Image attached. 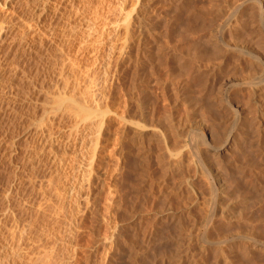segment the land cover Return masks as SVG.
Instances as JSON below:
<instances>
[{"label": "rangeland", "instance_id": "obj_1", "mask_svg": "<svg viewBox=\"0 0 264 264\" xmlns=\"http://www.w3.org/2000/svg\"><path fill=\"white\" fill-rule=\"evenodd\" d=\"M260 2L0 0V22L9 28L0 32V63H11L0 79V264H264ZM218 41L230 45L222 47L228 58L202 60ZM228 134L232 148L215 152Z\"/></svg>", "mask_w": 264, "mask_h": 264}, {"label": "bare ground", "instance_id": "obj_2", "mask_svg": "<svg viewBox=\"0 0 264 264\" xmlns=\"http://www.w3.org/2000/svg\"><path fill=\"white\" fill-rule=\"evenodd\" d=\"M211 1H212V0H211ZM225 1H226V0H225ZM214 2H215V1H214ZM221 2H222V1H221ZM228 2H229V1H228ZM228 2H227V3H228ZM237 2H238V1H237ZM219 3H220V2H219ZM219 3H217V4H219ZM145 4H146V3H145ZM147 4H149V3H147ZM150 4H151V3H150ZM222 4H223V3H222ZM222 4H221V5H222ZM231 4H232V3H231ZM233 4H234V3H233ZM235 4H237V3H235ZM188 5H189V4H188ZM223 5H224V4H223ZM228 5H229V4H228ZM243 5H244V4H243ZM150 6H152V5H150ZM154 6H155V5H154ZM189 6H190V5H189ZM230 6H231V5H230ZM232 6H234V5H232ZM248 6H249V5H248ZM142 7H143V6H142ZM216 7H217V5H216ZM218 7H219V6H218ZM148 8H149V7H148ZM190 8H191V7H190ZM225 8H226V7H225ZM230 8H231V7H230ZM242 8H243V7H242ZM257 8H259V7H257ZM260 8H261L262 10L264 9V5L262 4V2H260ZM145 9H146V8H145ZM150 9H151V8H150ZM255 9H256V8H255ZM12 10H13V9H12ZM181 10H182V9H181ZM193 10H194V9H193ZM217 10H218V9H217ZM226 10H227V9H226ZM244 10H245V9H244ZM246 10H247V9H246ZM214 11H216V10L214 9ZM220 11H222V10H220ZM220 11H219V12H220ZM241 11H242V10H241ZM250 11L253 12V9H250ZM263 11H264V10H263ZM141 12H142V11H141ZM217 12H218V11H216L215 13H217ZM211 13H212V12H211ZM239 13H240V11H239ZM218 14H219V13H218ZM220 14H221V13H220ZM220 14H219V15H220ZM241 14H242V13H241ZM245 14H246V12H245ZM248 14H249V13H248ZM257 14H258V13H257ZM199 15H200V14H199ZM213 15H214V14H213ZM221 15H222V14H221ZM253 15H254V13H253ZM253 15H252V16H253ZM224 16H225V15H224ZM238 16H239V14H238ZM148 17H149V16H148ZM157 17H158V16H157ZM199 17H200V16H199ZM221 17L223 18V16H221ZM235 17H236V15H235ZM243 17H244V16H243ZM248 17H249V16H248ZM250 17H251V16H250ZM150 18H151V17H150ZM237 18H238V17H237ZM245 18H246V17H245ZM245 18H244V19H245ZM255 18H256V16H255ZM170 19H171V18H170ZM252 19H254V18H252ZM138 20H139V19H138ZM138 20H137V21H138ZM177 20H179V19H176V22H177ZM197 20H198V19H197ZM240 20H241V19H240ZM247 20H248V19H247ZM247 20H246V21H247ZM254 20H255V19H254ZM257 20H258V19H257ZM230 21H231V20H230ZM166 22H167V21H166ZM242 22H243V21H242ZM252 22H253V21H252ZM254 22H255V21H254ZM254 22H253V23H254ZM256 22H257V21H256ZM2 23H3V22H0V32H1V31H3V32L5 31V32H6V31H7L6 28H8V27H7V26H3ZM247 23H248V22H247ZM248 24H249V23H248ZM137 25H138V24H137ZM171 25H172V24H171ZM228 25H229V27H230V24H229V23H228ZM233 25H234V24H233ZM246 25H247V24H246ZM185 26H186V25H185ZM185 26H184V27H185ZM188 26H189V25H188ZM165 27H166V26H165ZM171 27H172V26H171ZM171 27H169V29H170ZM190 27H191V26H190ZM229 27H228V29H229ZM231 27H232V26H231ZM231 27H230V28H231ZM243 27H245L244 24H243ZM173 28H174V27H173ZM188 28H189V27H188ZM240 28H241V27H240ZM8 29H9V28H8ZM133 29H134V28H133ZM224 30H225V29H224ZM235 30H236V29H235ZM239 30H240V29H239ZM242 30H243V29H242ZM133 31H134V30H133ZM171 31H172V30H171ZM186 31H189V30H186ZM168 32H169V31H168ZM177 32H178V31H177ZM182 32H183V31H182ZM230 32H231V30H230ZM237 32H239V31H237ZM134 33H135V32H134ZM170 33H171V32H170ZM173 33H174V32H173ZM179 33H180V32H179ZM3 34H5V33H3ZM176 34H177V33H176ZM223 34H224V33H223ZM239 34H240V33H239ZM170 35H172V34H170ZM170 35H169V36H170ZM196 35H197V34H196ZM215 35H216V34H215ZM234 35H235V34H234ZM236 35H237V34H236ZM3 36H4V35H3ZM176 36H177V35H176ZM182 36H183V35H182ZM213 36H214V35H213ZM213 36H211V37H213ZM227 36H228V35H227ZM238 36H239V35H238ZM5 37L7 38L6 34H5L4 38H5ZM171 37H172V36H171ZM191 37H192V36H191ZM209 37H210V36H209ZM211 37H210V38H211ZM235 37H236V36H235ZM243 37H244V36H243ZM167 38H168V36H167ZM167 38H166V39H167ZM173 38H174V37H173ZM204 38H205V37H204ZM210 38H209V39H210ZM223 38H224V37H223ZM241 38H242V37H241ZM176 39H177V38H176ZM199 39H200V38H199ZM209 39H207V40L209 41ZM213 39H214V37H213ZM213 39H212V41H213ZM167 40H168V39H167ZM197 40H198V39H197ZM201 40H203V39H201ZM214 40H215V39H214ZM261 40H262V39H261ZM170 41H171V40H170ZM181 41H182V40H181ZM210 41H211V40H210ZM210 41H209V42H210ZM225 41H226V40H225ZM237 41H238V40H237ZM239 41H240V40H239ZM197 42H198V44L200 43L199 41H197ZM201 42H202V41H201ZM214 42H215V41H214ZM240 42H241V41H240ZM243 42H244V41H243ZM151 43H152V42H151ZM175 43H176V42H175ZM195 43H196V42H195ZM195 43H194V44H195ZM202 43H203V42H202ZM205 43H206V41H205ZM207 43H208V42H207ZM254 43H255V42H254ZM132 44H133V43H132ZM170 44H171V43H170ZM211 44H212V43H211ZM237 44H238V43H237ZM240 44H241V43H240ZM242 44H243V43H242ZM245 44H246V43H245ZM152 45H153V44H152ZM189 45H190V44H189ZM196 45H197V44H196ZM208 45H209V44H208ZM208 45H206L207 48H208ZM232 45H233V44H232ZM234 45H236V44H234ZM246 45H247V44H246ZM129 46H130V45H129ZM146 46H147V45H146ZM174 46H175V45H174ZM174 46H172V47H174ZM180 46H181V45H180ZM180 46H179V47H180ZM197 46H199V45H197ZM200 46H201V45H200ZM203 46H204V45H203ZM209 46H210V45H209ZM236 46H237V45H236ZM250 46H251V44H250ZM250 46H249V47H250ZM130 47H131V46H130ZM165 47H166V46H165ZM175 47H177V46H175ZM179 47H178V48H179ZM185 47H187V50H188V46H185ZM192 47H193V44H192ZM201 47H202V46H201ZM206 47H205V48H206ZM222 47L228 49V48L230 47V45L228 44V42L225 43L224 41H222V42H219V41H218V42L214 43V47H213V48L215 49V51H214V49H213V54H212V53H211V54L208 53V56H207V57H204V58H201V59L204 60V61L206 60V61H208L209 63H211V62H216V61H217V62H218V61H221V62H222V61H225V60L228 58V55H226V54H227V53H226L227 50L224 49V50H225V53H224V51H222ZM240 47H243V46H240ZM253 47H254V46H253ZM133 48H134V47H133ZM145 48H146V47H145ZM145 48H144V49H145ZM161 48H162V47H161ZM178 48H176V49H178ZM182 48H183V47H182ZM194 48H196V46H195ZM197 48H198V47H197ZM202 48L204 49V47H202ZM207 48H206V49H207ZM209 48L212 49V47H209ZM13 49H14V48H13ZM189 49H190V46H189ZM211 49H210V50H211ZM245 49H246V48H245ZM168 50H169V49H168ZM184 50H185V49H184ZM204 50H205V49H204ZM254 50H255V49H254ZM130 51H131V50H130ZM171 51H172V49H171ZM173 51H174V50H173ZM176 51H178V50H176ZM181 51H182V49H181ZM189 51H190V50H189ZM194 51H196V50H194ZM206 51H207V50H206ZM208 51H209V50H208ZM250 51H251V50H250ZM138 52H139V49H138ZM146 52H147V51H146ZM179 52H180V51H179ZM182 52H183V54H184V51H182ZM185 52L187 53L186 50H185ZM199 52H200V51H199ZM210 52H211V51H210ZM135 53H136V52H135ZM159 53H160V52H159ZM192 53H193V52H192ZM196 53H197V52H196ZM196 53H193V54H196ZM204 53H205V52H204ZM128 54H129V53H128ZM147 54H148V53H147ZM147 54H146V55H147ZM149 54H150V53H149ZM154 54H155V53H154ZM183 54L181 53V55H183ZM189 54H191V52H190ZM200 54H201V53H200ZM206 54H207V53H206ZM206 54H205V55H206ZM256 54H257V53H256ZM1 55H3V54H1ZM6 55H8V54H6ZM6 55H5V56H6ZM162 55H163V54H162ZM164 55H165V54H164ZM174 55H175V54H174ZM181 55H179V56H181ZM230 55H231V54H230ZM230 55H229V56H230ZM234 55H235V54H234ZM5 56H3L2 59H3ZM130 56H131V55H130ZM134 56H135V55H134ZM134 56H133V57H134ZM136 56H137V55H136ZM149 56H150V55H149ZM193 56H194V55H193ZM196 56H197V55H196ZM198 56H199V54H198ZM203 56H204V55H203ZM240 56H241V55H240ZM244 56H245V55H244ZM261 56H262V55H261ZM11 57H12V56H11ZM35 57H36V56H35ZM145 57H146V56H145ZM175 57H176V56H175ZM182 57H184V56H182ZM182 57H181V59H182ZM190 57H191V55H190ZM199 57H201V56H199ZM234 57H235V56H234ZM237 57H238V56H237ZM131 58H132V57H131ZM164 58H165V57H164ZM184 58H185V57H184ZM195 58H196V57H195ZM197 58H198V57H197ZM197 58H196V59H197ZM262 58H263V57H262ZM0 59H1V58H0ZM7 59L9 60V57H8ZM11 59H13V57H12ZM153 59H154V58H153ZM159 59H160V58H159ZM224 59H225V60H224ZM263 59H264V58H263ZM4 60H5V59H4ZM4 60H3V62H4ZM119 60H120V59H119ZM162 60H163V59H162ZM164 60H165V59H164ZM187 60H188V59H187ZM193 60H194V59H193ZM198 60H199V58H198ZM6 61H7V60H6ZM6 61H5V62H6ZM9 61L11 62L12 60H9ZM122 61H123V60H122ZM125 61H126V60H125ZM143 61L145 62V60H143ZM171 61H172V60H171ZM204 61H203V62H204ZM240 61H241V60H240ZM0 62H1V61H0ZM7 62H8V61H7ZM7 62H6V63H7ZM129 62H130V61H129ZM133 62H134V61H133ZM179 62H180V64L183 63V61H182V62L179 61ZM184 62H185V60H184ZM188 62H189V61H188ZM193 62H194V61H193ZM195 62H196V60H195ZM208 62H207L206 64H208ZM217 62H216V63H217ZM221 62H220V63H221ZM236 62H238V60H237ZM167 63H168V62H167ZM200 63H201V61H200ZM216 63H215V64H216ZM231 63H232V62H231ZM244 63H245V62H244ZM2 64H4V63H0V79H1V77H2L4 74H6V73L9 74V71L7 72V69H8V67L10 66L11 63H9V65L7 64L8 67H6L7 65L4 66V65H2ZM129 64H130V63H129ZM134 64H135V63H134ZM134 64H133V65H134ZM174 64H175V63H174ZM204 64H205V62H204ZM232 64H233V63H232ZM181 65H182V64H181ZM185 65H187V64H185ZM216 65H218V64H216ZM235 65H236V64H235ZM189 66H190V65H189ZM211 66H214V65H211ZM240 66H241V64H240ZM247 66H248V65H247ZM250 66H251V65H250ZM11 67H12V66H11ZM183 67H184V66H183ZM195 67H196V66H195ZM203 67H204V65H203ZM205 67H206V69H207L208 66L205 65ZM214 67H215V66H214ZM242 67H244V66H242ZM242 67H241V68H242ZM255 67H256V66H255ZM257 67H258V66H257ZM134 68H135V67H134ZM153 68H154V67H153ZM176 68H177V67H176ZM188 68H189V67H188ZM188 68H187V69H188ZM190 68L192 69V66H191ZM190 68H189V69H190ZM200 68H202V66H201ZM209 68H210V67H209ZM211 68H212V67H211ZM225 68H226V67H225ZM234 68H235V67H234ZM239 68H240V67H239ZM246 68H247V67H246ZM246 68H245V69H246ZM249 68H250V67H249ZM253 68H254V67H253ZM253 68H252V69H253ZM189 69H188V70H189ZM195 69H196V68H195ZM252 69H251V70H252ZM8 70H9V69H8ZM15 70H16V69H15ZM101 70H102V69H101ZM138 70H139V69H138ZM140 70H141V69H140ZM177 70H178V69H177ZM188 70H187V72L189 73L190 70H189V71H188ZM204 70H205V69H204ZM207 70H208V69H207ZM213 70H214V69H213ZM222 70H223V69H222ZM242 70H243V68H242ZM133 71H134V70H133ZM168 71H169V70H168ZM192 71H193V70H191V72H192ZM202 71H203V70H202ZM227 71H228V70H227ZM243 71H245V70H243ZM248 71H249V70H248ZM253 71H254V70H253ZM258 71H259V68H258ZM138 72H139V71H138ZM150 72H151V71H150ZM150 72H149V73H150ZM178 72L180 73V71H178ZM178 72H177V73H178ZM193 72L195 73V71H193ZM193 72H192V73H193ZM231 72H232V71H231ZM235 72H236V71H235ZM250 72H251V71H250ZM250 72H249V73H250ZM256 72H257V71H256ZM261 72H262V71H261ZM121 73H122V72H121ZM169 73H170V72H169ZM182 73H183V72H182ZM185 73H186V71H185ZM192 73H189L188 76H189L190 74H192ZM194 73H193V75H194ZM207 73H208V72H207ZM222 73H223V72H222ZM224 73H225V72H224ZM227 73H228V72H227ZM236 73H237V72H236ZM242 73H243V72H242ZM245 73H246V72H245ZM252 73H253V72H252ZM10 74H11V73H10ZM12 74H13V73H12ZM131 74H132V73H131ZM152 74H153V73H152ZM180 74H181V73H180ZM186 74H187V73H186ZM186 74H184V75H186ZM195 74H196V73H195ZM230 74H231V73H230ZM238 74H239V73H238ZM253 74H254V73H253ZM253 74H252V75H253ZM256 74H257V73H256ZM23 75H24V74H23ZM176 75H177V74H176ZM207 75H208V74H207ZM225 75H226V74H225ZM242 75H243V74H242ZM244 75H246V74H244ZM252 75H250V76H252ZM257 75H258V74H257ZM6 76H7V74H6ZM6 76H5V78H6ZM10 76H11V75H10ZM167 76H168V75H167ZM177 76H178V75H177ZM180 76H181V75H180ZM214 76H215V75H214ZM226 76H227V75H226ZM239 76H240V78H241V75H239ZM239 76H238V78H239ZM246 76H248V74H247ZM263 76H264V75H263ZM263 76H262V77H263ZM18 77H19V76H18ZM158 77H159V76H158ZM173 77H174V75H172V79H173ZM175 77H176V76H175ZM183 77H184V76H183ZM186 77H187V75H186ZM206 77H207V76H206ZM223 77H224V76H223ZM243 77H244V76H243ZM176 78H177V77H176ZM176 78H175V79H176ZM188 78H189V77H188ZM190 78H191V77H190ZM229 78H230V77L228 76V79H229ZM232 78H236V77H232ZM238 78H237V80H239ZM253 78H254V77H253ZM255 78H257V77H255ZM259 78H260V76H259ZM13 79H14V78H13ZM162 79H163V78H162ZM177 79H178V78H177ZM206 79H207V78H205V82H206ZM208 79H209V78H208ZM249 79H252V77L249 78ZM3 80H4V79H3ZM15 80H16V79H15ZM103 80H104V79H103ZM106 80H107V79H106ZM135 80H136V79H135ZM160 80H161V78H160ZM191 80H192V79H191ZM201 80H202V76H201ZM211 80H212V79H211ZM213 80H214V79H213ZM229 80H230V79H229ZM232 80H233V79H232ZM235 80H236V79H235ZM0 81H1V80H0ZM107 81H108V80H107ZM117 81H118V80H117ZM198 81H199V80H198ZM203 81H204V80H203ZM219 81H220V80H219ZM241 81H242V80H241ZM1 82H2V81H1ZM3 82H4V81H3ZM138 82H139V81H138ZM160 82H161V81H160ZM163 82H164V81H163ZM165 82H166V81H165ZM201 82H202V81H201ZM208 82H209V81H208ZM230 82H231V81H230ZM133 83H134V82H133ZM142 83H143V82H142ZM145 83H146V81H145ZM158 83H159V82H158ZM4 84H5V82H4ZM4 84L1 83V85H4ZM7 84H8V83H7ZM103 84H104V83H103ZM136 84H137V83H136ZM183 84H184V83H183ZM18 85H19V84H18ZM140 85H141V84H140ZM172 85H173V84H172ZM186 85H188V84L186 83ZM8 86H9V85H8ZM134 86H135V85H134ZM147 86H148V85H147ZM168 87H169V86H168ZM189 87H190V86H189ZM253 87H254V86H253ZM2 88H3V87H2ZM143 88H144V86H143ZM203 88H205V87H203ZM101 89H102V88H101ZM122 89H123V88H122ZM188 89H189V88H188ZM231 89H232V88H231ZM254 89H255V87H254ZM5 90H6V89H5ZM145 90H146V89H145ZM185 90H187V89H185ZM202 90H203V89H202ZM241 90H242V89H241ZM259 90H260V89H259ZM0 91H1V90H0ZM2 91H3V90H2ZM175 91H176V90H175ZM229 91H230V90H229ZM19 92H20V91H19ZM218 92H219V90H218ZM221 92H222V91H221ZM227 92H228V91H227ZM234 92H235V91H234ZM262 92H263V91H262ZM1 93H2V92H1ZM1 93H0V94H1ZM25 93H26V92H25ZM244 93H245V92H244ZM3 94H4V93H3ZM23 94H24V93H23ZM184 94H185V93H184ZM209 94H211V93L209 92ZM250 94H252V92H251ZM254 94H255V93H254ZM259 94H260V93H259ZM102 95H103V94H102ZM207 95H208V94H207ZM245 95H246V94H245ZM252 95H253V94H252ZM23 96H24V95H23ZM212 96H213V95H212ZM212 96H211L210 98H212ZM219 96H220V95H219ZM221 96H222V95H221ZM223 96H224V95H223ZM14 97H15V96H14ZM108 97H109V96H108ZM176 97H177V96H176ZM199 97H200V96H199ZM199 97H198V98H199ZM207 97H208V96H207ZM213 97H215V96H213ZM247 97H248V96H247ZM146 98H147V97H146ZM210 98H209V99H210ZM221 98H222V97H221ZM221 98H220V99H221ZM250 98H251V97H250ZM250 98H249V99H250ZM17 99H18V98H17ZM214 99H215V98H214ZM245 99H246V98H244V101L246 102ZM247 99H248V98H247ZM99 100H100V99H99ZM163 100H164V99H163ZM192 100H193V98H192ZM194 100H195V99H194ZM242 100H243V99H242ZM206 101H207V100H206ZM220 101H221V100H220ZM260 101H261V100H260ZM59 102H60V101H59ZM248 102H250V101H248ZM198 103H199V102H198ZM208 103H209V101H208ZM208 103H207V104H208ZM212 103H213V102H212ZM241 103H242V102H241ZM258 103H259V102H258ZM260 103H261V102H260ZM67 104H68V103H67ZM167 104H168V103H167ZM190 104H191V103H190ZM199 104H200V103H199ZM205 104H206V103H205ZM215 104H217V103H215ZM215 104H214V105H215ZM220 104H221V103H220ZM235 104H236V103H235ZM242 104H244V103H242ZM242 104H241V105H242ZM246 104H248V103H246ZM249 104H250V103H249ZM99 105L101 106V104H99ZM187 105H188V104H187ZM211 105H213V104H211ZM250 105H251V104H250ZM198 106H200V105H198ZM206 106H207V105H206ZM208 106H209V105H208ZM215 106H216V105H215ZM215 106H212V107H213V108H216ZM235 106H236V105H235ZM251 106H252V105H251ZM59 107H60V106H59ZM67 107H68V106H67ZM209 107H210V106H209ZM220 107H221V106H219V108H220ZM225 107H226V106H225ZM244 107H245V106H244ZM255 107H256V106H255ZM203 108H205V106H203ZM226 108H227V107H226ZM242 108H243V107H242ZM245 108H246V107H245ZM245 108H243V109H245ZM46 109H47V108H46ZM75 109H77V108L75 107ZM77 110H78V109H77ZM130 110H131V109H130ZM134 110H135V109H134ZM199 110H200V109H199ZM217 110H218V109H217ZM223 110H224V109H223ZM229 110H230V109H229ZM229 110H228V111H229ZM240 110H241V108H240ZM18 111H19V110H18ZM25 111H26V110H25ZM28 111H29V110H28ZM185 111H186V110H185ZM211 111H212V109H211ZM214 111H215V110H214ZM228 111H227V113H228ZM241 111H242V110H241ZM241 111H240V112H241ZM249 111H251L250 108H249ZM254 111H255V110H254ZM66 112H67V111H66ZM167 112H168V111H167ZM186 112H187V111H186ZM203 112H204V111H203ZM212 112H213V111H212ZM22 113H23V112H22ZM125 113H126V112H125ZM199 113H200V112H199ZM207 113H209V111H208ZM215 113H216V111H215ZM225 113H226V112H225ZM227 113H226V114H227ZM232 113H233V112H232ZM232 113H231V114H232ZM248 113H250V112H248ZM226 114H225V115H226ZM231 114H230V116H231ZM251 114H252V113H251ZM254 114H255V113H254ZM244 115L246 116V114H244ZM127 116H128V115H127ZM223 116H224V115H223ZM249 116H250V115H249ZM59 117H60V116H59ZM220 117H221V116H220ZM246 117H247V116H246ZM253 117H254V116H253ZM46 118H47V117H46ZM60 118H61V117H60ZM129 118H130V117H129ZM228 118H229V117H228ZM174 119H175V118H174ZM224 119H225V117H224ZM245 119H246V118H245ZM262 119L264 120V118H262ZM182 120H183V119H182ZM182 120H181V121H182ZM206 120H207V119H206ZM211 120H212V119H211ZM257 120H258V119H257ZM259 120H260V119H259ZM219 121H220V120H219ZM219 121H218V122H219ZM244 121H245V120H244ZM247 121H248V120H247ZM152 122H153V121H152ZM156 122H157V121H156ZM183 122H185V121H183ZM221 123H222V122H221ZM243 123H244V122H243ZM260 123H261V122H260ZM197 124H198V123H197ZM230 124H231V123H230ZM230 124H229V125H230ZM238 124H239V123H238ZM250 124H251V123H250ZM258 124H259V123H258ZM41 125H42V124H41ZM161 125H162V124H161ZM225 125H226V124H225ZM225 125H223V126H225ZM240 125H243V124H240ZM245 125H246V124H245ZM251 125H252V124H251ZM155 126H156V125H155ZM159 126H160V125H158V127H159ZM201 126H202V125H201ZM226 127H227V126H225L224 128H226ZM258 127H259V125H258ZM220 128H222V127L219 126L218 129H220ZM245 128H246V127H245ZM249 128H250V127H249ZM254 128H255V127H254ZM54 129H55V128H54ZM119 129H120V128H119ZM213 129H214V128H213ZM227 129H228V128H227ZM250 129H251V128H250ZM47 130H48V129H47ZM51 130H52V129H51ZM87 130H88V129H87ZM166 130H167V129H165V131H166ZM220 130H221V129H220ZM238 130H239V129H238ZM43 131H44V129H43ZM43 131H42V134H45V133H43ZM48 131H49V130H48ZM163 131H164V130H163ZM211 131H212V130H211ZM216 131H217V130H216ZM218 131H219V130H218ZM246 131H247V130H246ZM255 132H256V131H255ZM258 132H259V131H258ZM48 133H49V132H48ZM169 133H170V132H169ZM173 133H175V132H173ZM178 133H179V132H178ZM223 133H224V132H222L221 134H223ZM245 133H246V132H245ZM252 133H253V132H252ZM256 133H257V132H256ZM256 133H255V134H256ZM46 134H47V133H46ZM50 134L52 135V133H50ZM50 134H49V135H50ZM120 134H121V133H120ZM164 134H165V132H164ZM166 134H167V133H166ZM180 134H181V133H180ZM212 134H213V133H212ZM219 134H220V132H219ZM257 134H258V133H257ZM259 134H260V133H259ZM90 135H91V134H90ZM171 135H173V134H171ZM184 135H185V134H184ZM215 135H216V133H215ZM215 135H214V138H215ZM217 135H218V132H217ZM224 135H225V134H224ZM243 135H244V134H243ZM245 135H246V134H245ZM181 136H183V135H180L179 138H180ZM185 136H186V135H185ZM210 136H212L211 133H210ZM222 136H223V135H222ZM258 136H259V135H258ZM258 136H256V137H258ZM216 137H219V136H216ZM220 137H221V136H220ZM238 137H239V135H238ZM238 137H237V138H238ZM242 137H243V136H242ZM245 137H246V136H245ZM247 137H248V136H247ZM247 137H246V139H247ZM250 137H252V136H250ZM256 137H255V139H256ZM50 138H51V137L49 136L48 139H50ZM168 138H169V137H167V139H168ZM199 138H200V137H199ZM243 138H244V137H243ZM46 139H47V138H46ZM170 139H171V138H170ZM173 139H174V137H173ZM173 139H172V140H173ZM201 139H202V138H201ZM212 139H213V138H212ZM220 139H223V138L221 137ZM248 139H250V138L248 137ZM258 139H259V138H258ZM180 140H182V139H180ZM183 140H184V139H183ZM218 140H219V139H218ZM236 140H237V139H236ZM240 140H241V139H240ZM253 140H254V139H253ZM261 140H262V139H261ZM261 140H260V141H261ZM47 141L49 142V140H47ZM50 141H51V140H50ZM55 141H56V140H55ZM169 141H171V140H169ZM175 141H176V140H175ZM202 141H203V140H202ZM214 141H215V140H214ZM216 141H217V139H216ZM45 142H46V141H45ZM93 142H94V141H93ZM156 142H157V141H156ZM177 142H178V141H177ZM179 142L182 143L181 141H179ZM200 142H201V141H200ZM212 142H213V141H212ZM212 142H211V143H212ZM219 142H220V141H219ZM236 142H237V141H236ZM198 143H199V142H198ZM203 143H204V142H203ZM213 143H215V142H213ZM234 143H235V139H234L233 135H232V134H228V135L226 136V138H225L223 141H221V144H219V145L216 144L217 147H216V150H214V151H215V152H220L221 150L230 149V148H232V146L234 145ZM242 143H243V142H242ZM250 143H251V142H250ZM44 144H47V143H44ZM48 144H49V143H48ZM92 144H93V143H92ZM139 144H140V143H139ZM252 144H253V143H252ZM258 144H259V142H258ZM130 145H131V144H130ZM172 145H173V144H172ZM197 145H198V144H197ZM199 145H200V143H199ZM201 145H202V144H201ZM235 145H236V144H235ZM240 145H241V144H240ZM254 145H255V144H254ZM260 145H261V144H260ZM9 146H10V145H9ZM11 146H12V144H11ZM44 146H45V145H44ZM44 146H42V147H44ZM169 146H170V144H169ZM173 146L176 147V146H180V145H176V144H175V145H173ZM182 146H183V144H182ZM184 146H185V144H184ZM258 146H259V145H258ZM258 146H257V148H259ZM2 147H3V146H2ZM174 147H173V148H174ZM180 147H181V146H180ZM180 147H179V148H180ZM238 147H239V146H238ZM243 147H244V146H243ZM146 148H147V147H146ZM171 148H172V147H171ZM171 148H170V149H171ZM181 148H182V147H181ZM199 148H200V147H199ZM201 148H202V147H201ZM253 148H254V147H253ZM0 149H1V148H0ZM11 149H13V148H10V150H11ZM176 149H177V148H176ZM176 149H173V150H176ZM190 149H191V148H190ZM209 149H210V148H209ZM241 149H242V148H241ZM40 150H41V149H40ZM178 150H179V149H178ZM192 150H194V152L196 153V155H197V160H199L198 162H199L200 164H202V161H203L205 158L202 156L201 153H199V152L197 151L196 148H193ZM237 150H238V149H237ZM237 150H236V151H237ZM250 150H252V149H250ZM255 150H256V149H255ZM260 150H261V149H260ZM11 151H12V153H15V152H16V151L13 152V150H11ZM11 151H10V152H11ZM153 151H154V150H153ZM187 151H188V150H187ZM187 151H185L186 154H187ZM199 151H200V150H199ZM227 151H228V150H227ZM232 151H233V150H232ZM240 151H241V150H240ZM248 151H249V150H248ZM39 152H40V151H39ZM241 152H242V151H241ZM250 152H251V151H250ZM250 152H249V153H250ZM253 152H254V151H253ZM35 153H37V151H36ZM40 153H41V152H40ZM188 153H189V152H188ZM205 153H206V152H205ZM212 153H213V152H212ZM235 153H236V152H235ZM235 153H234V155H235ZM246 153H247V152H244L245 155H246ZM102 154H103V153H102ZM157 154H158V153H157ZM186 154H185V155H186ZM200 154H201V155H200ZM208 154H210V153H208ZM226 154H227V153H226ZM236 154H237V153H236ZM239 154H241V153L239 152ZM250 154H251V153H250ZM196 155H195V156H196ZM234 155H233V156H234ZM251 155H252V154H251ZM251 155H249V156H251ZM126 156H127V155H126ZM189 156H190V155H189ZM208 156H209V155H208ZM211 156H213V155L211 154ZM227 156H228V155H227ZM246 156H247V155H246ZM246 156H245V157H246ZM11 157H12V156H11ZM218 157H219V156H218ZM241 157H242V156L240 155V158H239V157H236V158L241 159ZM53 158H54V157H53ZM98 158H99V157H98ZM162 158H163V156H162ZM164 158H165V157H164ZM187 158H190V157H188V155H187ZM213 158H214V157H213ZM215 158H216V157H215ZM10 159H11V158H10ZM38 159H39V158H38ZM185 159H186V158H185ZM207 159H210V158H207ZM223 159H224V158H223ZM226 159H227V158H226ZM230 159H231V158H230ZM230 159H229V160H230ZM233 159H235V158H233ZM233 159H232V160H233ZM246 159H247V157H246ZM248 159H249V158H248ZM189 160H190V159H189ZM213 160H214V159H213ZM227 160H228V159H227ZM229 160H228V161H229ZM236 160H237V159H236ZM243 160H244V159H243ZM172 161H173V160H172ZM174 161H175V160H174ZM182 161H183V160H182ZM190 161H191V160H190ZM209 161H212V160H209ZM224 161H225V160H224ZM228 161H227V162H228ZM233 161H234V160H233ZM261 161H262V160H261ZM118 162H119V161H118ZM170 162H171V161H170ZM175 162H176V161H175ZM178 162H179V160H178ZM204 162H205V161H204ZM212 162H213V161H212ZM216 162L218 163V161H216ZM221 162H222V161H221ZM237 162H238V160H237ZM241 162H242V161H241ZM163 163H165V161H164ZM185 163H186V162H185ZM208 163H209V162H208ZM210 163H211V162H210ZM214 163H215V161H214ZM214 163H213V164H214ZM219 163H220V162H219ZM171 164H172V162H171ZM187 164H188V163H187ZM190 164H193V163H190ZM221 164H222V163H221ZM234 164H235V163H234ZM151 165H152V164H151ZM180 165H181V163H180ZM206 165H207V164H206ZM208 165H209V164H208ZM210 165H212V164H210ZM210 165H209V166H210ZM214 165H216V164H214ZM232 165H233V164H232ZM127 166H128V165H127ZM170 166H171V165H170ZM181 166H182V165H181ZM235 166H236V165H235ZM240 166H241V165H240ZM176 167H177V166H176ZM178 167H180V166H178ZM216 167H217V166H216ZM219 167H220V164H219V166H218L217 168H219ZM228 167H229V166H228ZM241 167H242V166H241ZM190 168H192V167H189V170H190ZM224 168H225V167H224ZM230 168H231V167H230ZM238 168H239V167H238ZM166 169H167V168H166ZM166 169H164V170H166ZM178 169H179V168H178ZM197 169H198V168H197ZM240 169H241V168H240ZM253 169H254V168H253ZM172 170H173V169H172ZM193 170H194V167H193ZM193 170H192V171H193ZM210 170H211V169H210ZM217 170H218V169H217ZM220 170H221V169H220ZM223 170H224V169H223ZM235 170H236V169H235ZM159 171H160V170H159ZM162 171H163V170H162ZM180 171H181V170H180ZM192 171H191V172H192ZM200 171H201V170H200ZM200 171H199V172H200ZM218 171H219V170H218ZM166 172H167V170H166ZM176 172H178V171H176ZM193 172H194V171H193ZM201 172H202V171H201ZM212 172H213V171H212ZM214 172H215V171H214ZM229 172H230V171H229ZM179 173H182V172H179ZM179 173H178V174H179ZM194 173H195V172H194ZM244 173H245V172H244ZM126 174H127V173H126ZM163 174H164V173H163ZM198 174H199V173H198ZM221 174H222V173H221ZM227 174H228V173H227ZM238 174H239V173H238ZM238 174H237V175H238ZM240 174H241V173H240ZM116 175H117V174H116ZM152 175H153V174H152ZM182 175H183V174H181V176H182ZM201 175L203 176V174H201ZM201 175H200L199 177H201ZM216 175H217V172H216ZM219 175H220V174H219ZM234 175H235V174H234ZM241 175H242V174H241ZM163 176H164V175H163ZM221 176H222V175H221ZM235 176H236V175H235ZM242 176H243V175H242ZM257 176H258V175H257ZM173 177H174V176H173ZM182 177L185 178L184 176H182ZM214 177H215V175H214ZM239 177H240V176H239ZM226 178H227V176H226ZM232 178H233V176H232ZM201 179H202V178H201ZM204 179H205V175H204ZM223 179H224V178H223ZM227 179H228V178H227ZM234 179H235V178H234ZM234 179H233V180H234ZM20 180H21V179H20ZM183 180H184V179H183ZM224 180H226V179H224ZM233 180H232V181H233ZM239 180H240V179H239ZM205 181H206V180H205ZM208 181H209V180H208ZM208 181H207V182H208ZM228 181H229V180H228ZM230 181H231V178H230ZM230 181H229V182H230ZM219 182H220V181H219ZM219 182H218V183H219ZM222 182H223V181H222ZM235 182H237V177H236V181H235ZM201 183H202V181H201ZM205 183H206V182H205ZM216 183H217V182H216ZM225 184H226V183H225ZM230 184H231V182H230ZM258 184H259V183H258ZM137 185H138V184H137ZM204 185H205V184H204ZM206 185H209V184L207 183ZM238 185H239V184H238ZM219 186H220V185H219ZM226 186H227V185H226ZM230 186H231V185H230ZM230 186H229V187H230ZM234 186H235V185H234ZM205 187H206V186H205ZM239 187H240V186H239ZM209 188H210V187H209ZM225 188H226V187H225ZM231 188H232V187H231ZM231 188H230V189H231ZM126 189H127V188H126ZM182 189H183V188H182ZM221 189H222L223 191H228V190H224L223 188H221ZM227 189H228V188H227ZM209 190H210V189H209ZM209 190H208V191H209ZM233 190H234V189H233ZM36 191H37V190H36ZM124 191H125V190H124ZM223 191H222V192H223ZM249 191H250V190H249ZM230 192H231V190H230ZM233 192H234V191H233ZM240 192H241V190H240ZM231 193H232V192H231ZM241 193H242V192H241ZM133 195H134V194H133ZM203 195H204V194H203ZM236 195H237V194H236ZM242 195H243V194H242ZM242 195H241V196H242ZM8 197H9V196H8ZM8 197H7V198H8ZM218 197H219V196H218ZM236 197H237V196H236ZM159 198H160V197H159ZM232 198H233V197H232ZM262 198H263V197H262ZM116 199H117V198H116ZM170 199H171V198H170ZM237 201H238V198H237ZM248 201H249V200H248ZM179 202H180V201H179ZM242 202H243V201H242ZM30 203H31V202H30ZM181 203H183V202H181ZM13 205H14V204H13ZM150 205H152V204H150ZM150 205H149V206H150ZM176 205H177V204H176ZM169 208H170V207H169ZM186 208H187V207H186ZM224 208H225V207H224ZM233 208H234V207H233ZM246 208H247V207H246ZM246 208H245V209H246ZM157 210H158V209H157ZM175 210H176V209H175ZM216 210H217V209H216ZM242 210H243V209H242ZM242 210H241V211H242ZM160 211H161V210H160ZM193 212H194V211H193ZM241 213H242V212H241ZM241 213L239 212L238 214L240 215ZM221 214H222V213H221ZM177 216H178V215H177ZM234 216H235V215H234ZM240 216H241V215H240ZM227 218H228V217H227ZM3 219H4V218H3ZM184 219H185V218H184ZM223 219H224V218H223ZM228 219H230V218H228ZM237 219H238V217H237ZM5 220H7V219H5ZM146 220H147V219H146ZM189 220H190V219H189ZM239 220H240V219H239ZM114 221H115V220H114ZM119 221H120V220H119ZM147 221H149V220H147ZM202 221H203V220H202ZM7 222H8V221H7ZM15 222H16V221H15ZM42 222H43V221H42ZM121 222H122V221H121ZM149 222H150V221H149ZM178 222H179V220H178ZM178 222H177L176 224L179 226ZM180 222H182V221H180ZM183 222H184V221H183ZM223 222H224V221H223ZM225 222H226V221H225ZM0 223H3V222H0ZM36 223H37V222H36ZM70 223H71V222H70ZM119 223H120V222H119ZM159 223H160V222H159ZM159 223H157V224L159 225ZM190 223H191V222H190ZM201 223H202V222H201ZM201 223H200V224H201ZM3 224H4V223H3ZM67 224H68V223H67ZM181 224H182V223H181ZM185 224H186V222H185ZM185 224H184V225H185ZM188 224H189V223H188ZM202 224H203V223H202ZM4 225H5V224H4ZM4 225H3V226H4ZM39 225H40V224H39ZM65 225H66V224H65ZM177 225H176V226H177ZM184 225H182V226L184 227ZM189 225H190V224H189ZM220 225H222V224H220ZM224 225H225V224H224ZM31 226H32V225H31ZM41 226H42V225H41ZM186 226H187V225H186ZM191 226H192V224H191ZM196 226H198V225H196ZM18 227H19V226H18ZM68 227H69V226H68ZM180 227H181V226H179V229H181ZM191 228H192V227H191ZM200 228H201V227H200ZM200 228H199V229H200ZM210 228H211V227H210ZM10 229H11V228H10ZM21 229H22V228H21ZM124 229H125V228H124ZM128 229H129V228H128ZM132 229H133V228H132ZM173 229H174V228H173ZM177 229H178V228H177ZM184 229H185V227H184ZM189 229H190V228H189ZM189 229H187V230H189ZM212 229H215V228H212ZM220 229H221V228H220ZM7 230H9V229H7ZM15 230H16V229H15ZM19 230H20V229H19ZM32 230H33V229H32ZM187 230H185V231H187ZM218 230H219V229H218ZM17 231H18V230H16V233H17ZM63 231H64V230H63ZM67 231H68V230H67ZM123 231H124V230H123ZM123 231H122V232H123ZM129 231H130V230H129ZM183 231H184V230H183ZM198 231H199V230H198ZM7 232H8V231H7ZM120 232H121V231H120ZM127 232H128V231H127ZM138 232H139V231H138ZM172 232H173V231H172ZM178 232H179V230H178ZM187 232L189 233V231H187ZM9 233H10V231H9ZM32 233H33V232H32ZM124 233H125V232H124ZM181 233H182V232H181ZM183 233H184V232H183ZM188 233H187V234H188ZM209 233H211V232H209ZM13 234H14V233H13ZM24 234H25V233H24ZM30 234H31V233H30ZM35 234H36V233H35ZM40 234H41V233H40ZM66 234H67V233H66ZM126 234H127V233H126ZM141 234H142V233H141ZM175 234H177V233H175ZM179 234H180V233H179ZM189 234H190V233H189ZM195 234H196V233H195ZM3 235H4V234H3ZM3 235H2V236H3ZM28 235H29V234H28ZM37 235H38V234H37ZM51 235H52V234H51ZM56 235H57V234H56ZM68 235H69V234H68ZM116 235H117V234H116ZM124 235H125V234H124ZM192 235H193V234H192ZM197 235H199V233H198ZM207 235H208V234H207ZM20 236H21V234H20ZM46 236H47V235H46ZM64 236H65V235H64ZM103 236H104V235H103ZM173 236H174V235H173ZM193 236L195 237V235H193ZM210 236H211V234H210ZM9 237H10V236H9ZM15 237H16V236H15ZM25 237H26V236H25ZM105 237H106V236H105ZM115 237H117V236H115ZM124 237H125V236H124ZM143 237H144V236H143ZM174 237H176V235H175ZM177 237H180V235H178ZM189 237H190V236H189ZM194 237H193V238H194ZM0 238H1V237H0ZM6 238H7V237H6ZM54 238H56V237H54ZM57 238H58V237H57ZM61 238H62V237H61ZM67 238H68V237H67ZM127 238H128V236H127ZM205 238H206V237H205ZM16 239H17V238H16ZM106 239H107V237H106ZM132 239H133V238H132ZM175 239H176V238H175ZM188 239H189V238H188ZM208 239H211V238L208 237ZM12 240H13V239H12ZM26 240H28V239H26ZM33 240H34V239H33ZM123 240H124V239H123ZM214 240H216V239H214ZM233 240H234V239H233ZM28 241H29V240H28ZM30 241H31V240H30ZM59 241H60V239H59ZM119 241H121V240H119ZM119 241H118V242H119ZM155 241H156V240H155ZM175 241H176V240H175ZM178 241H179V240H178ZM184 241H185V240H184ZM196 241H197V240H196ZM2 242H3V241H2ZM34 242H35V241H34ZM57 242H58V241H57ZM68 242H69V241H68ZM132 242H133V241H132ZM136 242H137V241H136ZM141 242H143V241H141ZM186 242H187V241H186ZM199 242H200V241H199ZM224 242H225V241H224ZM231 242H232V241H231ZM18 243H19V242H18ZM27 243H28V242H27ZM114 243H115V242H114ZM129 243H130V242H129ZM174 243H175V242H174ZM190 243H191V242H190ZM194 243H195V242H194ZM194 243H192V244H194ZM22 244H23V243H22ZM34 244H35V243H34ZM41 244H43V243L41 242ZM46 244H48V243H46ZM103 244H104V243H103ZM118 244H119V247H120V243H118ZM121 244H122V243H121ZM127 244H128V243H127ZM131 244H132V243H131ZM144 244H145V243H144ZM196 244H197V243H196ZM210 244L213 245V246H215V247H218V246L221 244V241H211ZM232 244H234V243H232ZM55 245H56V244H55ZM107 245H108V244H107ZM173 245H174V244H173ZM178 245H179V244H178ZM180 245L184 246L182 242H181ZM194 245H195V244H194ZM8 246H9V245H8ZM11 246H12V245H11ZM34 246H35V245H34ZM52 246H53V245H52ZM117 246H118V245H117ZM130 246H131V245H130ZM140 246H141V245H140ZM176 246H177V245H176ZM185 246H186V245H185ZM189 246H190V245H189ZM196 246H197V245H196ZM5 247H6V246H5ZM15 247H16V246H15ZM15 247H14V248H15ZM18 247H19V246H18ZM41 247H42V246H41ZM87 247H88V246H87ZM142 247H143V246H142ZM148 247H149V246H148ZM177 247H178V246H177ZM222 247H223V246H222ZM229 247H231V246H229ZM7 248H8V247H7ZM23 248H24V247H23ZM130 248H131V247H130ZM136 248H137V247H136ZM218 248H219V247H218ZM248 248H249V247H248ZM260 248H261V247H260ZM8 249H9V248H8ZM10 249H11V248H10ZM32 249H33V248H32ZM37 249H38V248H37ZM48 249H49V248H48ZM52 249H53V248H52ZM103 249H104V248H103ZM132 249H133V248H132ZM137 249H138V248H137ZM179 249H180V248H179ZM184 249H186V248H184ZM187 249H188V248H187ZM193 249H194V248H193ZM206 249H207V248H206ZM222 249H223V248H222ZM225 249H226V248H225ZM242 249H244V248H242ZM2 250H3V249H2ZM2 250H0V251H2ZM4 250H5V249H4ZM49 250H50V249H49ZM130 250H131V249H130ZM181 250H182V248H181ZM181 250H180V251H181ZM195 250H196V249H195ZM244 250H245V249H244ZM247 250H248V249H247ZM247 250H245V252H246ZM10 251H12V250H10ZM34 251H35V250H34ZM36 251H37V250H36ZM40 251H41V249H40ZM106 251H107V250H106ZM106 251H105V252H106ZM124 251H125V250H124ZM128 251H129V249H128ZM140 251H141V249H140ZM142 251H143V250H142ZM150 251H151V250H150ZM165 251H166V250H165ZM201 251H202V250H201ZM205 251H206V250H205ZM214 251H215V250H214ZM218 251H219V250H218ZM223 251H224V250H223ZM230 251H231V250H230ZM230 251H229V252H230ZM242 251H243V250H242ZM26 252H27V251H26ZM41 252H43V251H41ZM64 252H65V251H64ZM125 252H126V251H125ZM135 252H136V250H135ZM146 252H147V251H146ZM152 252H153V251H152ZM169 252H170V251H169ZM183 252H184V251H183ZM198 252H200V251L198 250ZM198 252H197V253H198ZM221 252H222V251H221ZM224 252H225V251H224ZM247 252H248V251H247ZM129 253H130V252H129ZM129 253L127 252L126 254H129ZM141 253H142V252H141ZM150 253H151V252H150ZM161 253H162V251H161ZM181 253H182V252H181ZM184 253H185V252H184ZM215 253H217V252L215 251L214 254H215ZM227 253H228V252H227ZM35 254H36V253H35ZM64 254H65V253H64ZM101 254H102V253H101ZM135 254H136V253H135ZM145 254H146V253H145ZM152 254H153V253H152ZM152 254H151V255H152ZM166 254H167V252H166ZM170 254H171V253H170ZM179 254H180V253H179ZM191 254H192V253H191ZM223 254H224V253H223ZM231 254H232V253H231ZM238 254H240V252H238ZM10 255H11V254H10ZM32 255H33V254H32ZM111 255H112V254H111ZM131 255H132V254H131ZM131 255H129V256H131ZM136 255H137V254H136ZM164 255H165V253H164ZM167 255H168V254H167ZM171 255H172V254H171ZM182 255H183V254H182ZM203 255H204V254H203ZM218 255H220V254H218ZM224 255H225V254H224ZM1 256H2V255H1ZM4 256H5V255H4ZM6 256H7V255H6ZM16 256H17V255H16ZM38 256H40V255H38ZM44 256H45V255H44ZM133 256H134V255H133ZM133 256H132V257H133ZM142 256H143V255H142ZM142 256L140 255L139 257L141 258ZM146 256H147V255H146ZM149 256H150V255H149ZM158 256H160V255H158ZM165 256H166V255H165ZM187 256H188V255H187ZM190 256H191V255H190ZM193 256H194V255H193ZM196 256H197V255H196ZM200 256H201V255H200ZM12 257H13V256H11L10 258H12ZM64 257H65V256H64ZM123 257H124V256H123ZM134 257H135V256H134ZM134 257H133V259H134ZM160 257H162V256H160ZM160 257H159V258H160ZM170 257H171V256H170ZM209 257H210V256H209ZM209 257H208V258H209ZM215 257H216V256H215ZM220 257H221V256H220ZM224 257H225V256H224ZM234 257H235V256H234ZM236 257H238V256H236ZM236 257H235V258H236ZM7 258H8V257H7ZM7 258L5 257L6 261L8 260ZM31 258H33V257H31ZM99 258H100V257H99ZM114 258H115V257H114ZM187 258H188V257H187ZM190 258H191V257H190ZM217 258H218V257H217ZM240 258H241V256H240ZM245 258H246V257H245ZM247 258H248V257H247ZM16 259H17V258H16ZM19 259H20V258H19ZM23 259H24V258H23ZM40 259H41V258H40ZM40 259H39V260H40ZM53 259H54V258H53ZM102 259H103V258H102ZM112 259H113V258H112ZM129 259H130V258H129ZM143 259H144V258H143ZM143 259H142V260H143ZM147 259H150V257L147 258ZM152 259H153V258H152ZM230 259H231V258H230ZM36 260H37V259H36ZM55 260H56V259H55ZM105 260H106V259H105ZM105 260H104V261H105ZM134 260H135V259H134ZM155 260H156V259H155ZM155 260H154V261H155ZM160 260H161V259H160ZM173 260H174V259H173ZM173 260H172V261H173ZM216 260H217V259H216ZM225 260H226V259H225ZM238 260H239V257H238ZM4 261H5V260H4ZM28 261H29V260H28ZM52 261H53V260H52ZM65 261H66V260H65ZM87 261H88V260H87ZM102 261H103V260H102ZM102 261H101V263H102ZM140 261H141V260H140ZM140 261H138V262H140ZM148 261H149V260H148ZM158 261H159V260H158ZM9 262H10V261H9ZM17 262H18V261H17ZM50 262H51V261H50ZM63 262H64V261H63ZM110 262H111V261H110ZM150 262H151V261H150ZM150 262H149V263H150ZM162 262H163V261H162ZM215 262H216V261H215ZM4 263H5V262H3V263H1V264H4ZM14 263H15V262H14ZM28 263H29V262H28ZM43 263H44V262H43ZM45 263H46V262H45ZM132 263H134V262H132ZM140 263L142 264V262H140ZM156 263H160V261H159V262L156 261ZM169 263H170V262H169ZM178 263H179V262H178ZM226 263H227V262H226ZM226 263H225V264H226ZM6 264H7V263H6ZM18 264H19V263H18ZM29 264H30V263H29ZM33 264H34V263H33ZM47 264H48V263H47ZM51 264H52V263H51ZM53 264H54V263H53ZM55 264H56V262H55ZM63 264H64V263H63ZM125 264H126V263H125ZM129 264H131V263H129ZM135 264H136V263H135ZM147 264H148V263H147ZM160 264H162V263H160ZM167 264H168V263H167ZM184 264H185V263H184Z\"/></svg>", "mask_w": 264, "mask_h": 264}]
</instances>
